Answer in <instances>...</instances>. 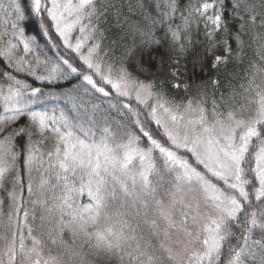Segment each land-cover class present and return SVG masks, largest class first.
<instances>
[{
	"label": "snow or ice",
	"instance_id": "snow-or-ice-1",
	"mask_svg": "<svg viewBox=\"0 0 264 264\" xmlns=\"http://www.w3.org/2000/svg\"><path fill=\"white\" fill-rule=\"evenodd\" d=\"M228 7L236 32L226 0H189L182 11L177 0H30L43 35L65 49L50 60L28 58L35 41L20 26V0L0 3V264H264V32L256 31L264 29V0ZM109 16L149 48L166 23L178 53L202 23L208 51L223 45L213 67L239 60L251 34L261 63L228 97L176 101L128 69L136 49L116 63L119 41L104 45ZM70 76L90 86L85 92L120 98L110 107L127 123L85 124L34 108L44 92L27 77L51 84Z\"/></svg>",
	"mask_w": 264,
	"mask_h": 264
},
{
	"label": "trees",
	"instance_id": "trees-1",
	"mask_svg": "<svg viewBox=\"0 0 264 264\" xmlns=\"http://www.w3.org/2000/svg\"><path fill=\"white\" fill-rule=\"evenodd\" d=\"M25 9V18L20 23L24 29L25 35L33 37L35 41L34 52L29 55L32 59L35 55H40L41 59L45 56L50 60H57L60 54L65 53L62 42L54 34L51 38L43 35L40 28L41 20L39 17L31 14L30 0H20ZM123 3L124 0H118ZM136 3L137 0H131ZM189 0H177L179 9L182 11ZM199 3L200 0H194ZM5 6L9 0H0ZM230 0H226V21L231 32L239 30L240 22L236 20L228 4ZM124 15L128 16L127 9L124 10ZM155 15V11H153ZM5 18V13L0 11V21ZM131 20L138 21L139 16H132ZM181 24L180 11L176 13V18L172 21L173 28ZM106 31V39L104 45L106 48H111L114 45L112 41H119L116 45V56L113 59L119 64L122 59L121 53L126 49H136L135 54L131 58H125V63L128 69L141 80L154 81L158 90L164 91L169 97L176 101H185L191 96L202 94L209 102L213 97L217 100L221 95L228 97L233 88L239 89V86L245 80L246 70H250L253 61L261 63L256 52L260 46L261 41L253 40L252 35H245L243 37L244 45L240 59L235 56L229 59L227 64H220L213 67V62L216 55L222 54L223 45L214 52L208 51V42L205 39L203 24L201 23L199 30L193 24L189 35L191 36V43L186 45V53H178L175 50L170 35L166 36L168 31L167 24L158 25L155 29V37L160 40L158 46L147 47L141 44L140 37H133L132 34H125V32L115 26V21L109 16V22L102 25ZM257 32H264V29H257ZM251 33V29H249ZM124 36L123 40L120 37ZM233 50L236 51L235 41H231ZM55 44V46H54ZM22 47V46H21ZM178 59V63L176 60ZM142 65L143 71H137V66ZM5 70V66L0 64V72ZM176 71L177 78H173L171 73ZM29 83L36 87H41L44 96L39 98L34 104L36 110L51 112L55 110L57 113L63 111L70 119L83 122L85 124L95 120L96 123L102 124L104 120H108L113 127L117 126L121 120L127 123V119L123 117L116 108H111L110 105L119 102L120 98L110 96L108 98L102 97L100 94L93 91L85 92V87L82 80L75 76H70L68 79L57 80L49 84L47 82L40 83L34 81L31 77H27ZM217 81V84H213ZM180 83L181 87H173V83ZM184 85H188V91L184 90ZM135 105V101H132ZM94 105H100V108H94ZM4 115L0 110V116ZM19 123H27V118H22ZM34 178H38L34 173ZM257 202L253 200L255 205ZM36 214L39 217L42 214V209L39 205L36 207ZM39 223V220L37 221ZM67 239V237H65ZM70 242V241H69Z\"/></svg>",
	"mask_w": 264,
	"mask_h": 264
},
{
	"label": "rangeland",
	"instance_id": "rangeland-1",
	"mask_svg": "<svg viewBox=\"0 0 264 264\" xmlns=\"http://www.w3.org/2000/svg\"><path fill=\"white\" fill-rule=\"evenodd\" d=\"M90 259L92 260V264H105L104 261L96 260V259L91 258V257H90ZM111 264H115V262L113 261V262H111Z\"/></svg>",
	"mask_w": 264,
	"mask_h": 264
}]
</instances>
